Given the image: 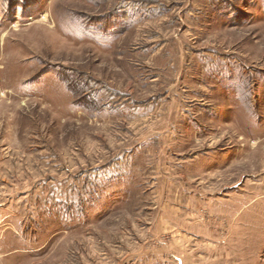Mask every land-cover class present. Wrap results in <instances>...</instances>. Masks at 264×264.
<instances>
[{
  "label": "rangeland",
  "instance_id": "374dc122",
  "mask_svg": "<svg viewBox=\"0 0 264 264\" xmlns=\"http://www.w3.org/2000/svg\"><path fill=\"white\" fill-rule=\"evenodd\" d=\"M0 264H264V0H0Z\"/></svg>",
  "mask_w": 264,
  "mask_h": 264
}]
</instances>
